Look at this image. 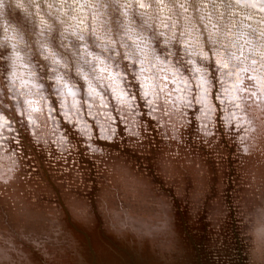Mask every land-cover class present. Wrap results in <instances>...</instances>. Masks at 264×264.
Here are the masks:
<instances>
[{
    "label": "water",
    "instance_id": "water-1",
    "mask_svg": "<svg viewBox=\"0 0 264 264\" xmlns=\"http://www.w3.org/2000/svg\"><path fill=\"white\" fill-rule=\"evenodd\" d=\"M197 20L149 28L141 49L111 27L88 61L58 34L51 56L35 23L20 76L0 51V264H264V94L229 103L236 61L200 58L214 46ZM222 34L242 66L261 61L264 39L245 56Z\"/></svg>",
    "mask_w": 264,
    "mask_h": 264
},
{
    "label": "bare ground",
    "instance_id": "bare-ground-1",
    "mask_svg": "<svg viewBox=\"0 0 264 264\" xmlns=\"http://www.w3.org/2000/svg\"><path fill=\"white\" fill-rule=\"evenodd\" d=\"M10 1L11 0L5 3L0 0V12L6 16L5 21L8 22V25L14 26V28L15 26H18L15 28L17 30H14V32H19L20 29L19 33L25 34L23 35L25 36V40H28V36L32 31V25L36 23L37 28L40 29L39 31H36V34L39 36L42 35L41 38L44 42L46 41L44 46H48L47 48L51 56L54 55L52 51L55 49L54 37L58 34V37L60 38L59 34H63V32H67L66 34H63V38L66 36L68 40H72L73 43H61L64 46H75L77 40H79L77 46H83L84 49L81 48L80 52L77 53L83 56L85 61H88L86 59L89 58L90 54L91 56L95 54L91 42L93 35L103 34L105 36L106 33L105 39L108 40V43L106 42V44L112 42V39H108V36L111 33V28H109V30L105 28V32H103V20H97V18H101V16L97 14V12H99V10H97V0H78V2L77 0H20L19 3L24 4L22 5L23 8H13V11H9L11 8L10 5H8L10 4ZM13 2H15V0L11 2V6H14L12 4ZM85 2H87V4H85ZM117 2H119V10H121L119 16H123V20H127V8L131 10L133 4H136L135 0H125V2H123V0H117ZM131 2H133V4H131ZM145 3L154 5L164 17L167 15L174 16V14L178 16V20L172 24L178 30L182 27H185L187 29L186 31L191 29L189 32L190 34H192V28L198 21L197 19H199L201 23L203 22L205 26L209 28L206 30L209 32L210 36L217 38L222 32L226 41L228 40L232 45L240 47L245 56L246 54L244 50L246 48H254V46H252L253 44L256 46L264 39V11L261 10L264 8V3H259L258 0H247V3H245V0H241V4L239 5L231 3V0H164L162 4L155 3V0H145ZM252 3H255L256 6H250ZM109 4H111V2H109ZM180 5L181 9L179 10L178 7ZM103 6H105V0L101 2V8H103ZM171 6L174 9H172ZM25 7L26 14L21 11L25 10ZM187 9L192 10V13H189L190 17L186 16L187 12H185V10ZM89 10H91V20H89ZM115 12H117V10H115ZM167 12H169V14ZM195 13L197 14L195 15ZM101 14L107 16L103 10H101ZM113 14L114 11L112 10V15ZM133 19L135 20L133 26H129V28H121V30H125V34H119V36L132 39L133 42H137V48L141 49L144 48L143 45L149 40V35H153L150 32L147 34L145 32L146 28L143 30V26H137L143 25L137 17ZM20 21L27 22V26L23 30L18 25V22ZM87 22H89V24ZM105 22H107L105 26H109V20H107V18H105ZM210 22L216 25V27L212 28L209 26L208 24ZM123 24H125V22H123ZM49 26H53L54 30L50 29L51 27ZM60 26L63 28L61 32ZM113 28H115L114 30L117 32V27L113 25ZM139 28H141V30H139ZM131 29L133 32H131ZM170 31L172 30L166 27L165 32L169 33ZM172 32H170V34ZM141 35H146L148 38H143ZM81 36H83V40L79 39ZM9 37L10 34L9 36L5 35L6 39L5 42H3L5 48L2 50L0 49V51L7 56L8 54H11L10 60H8L11 69L3 64L2 67H4L6 74H9L11 77H13V74L18 76L23 73L27 74V70H29V67L26 66L28 62V54H24L25 50L23 46L18 48V45L23 44V42L21 43L14 40V43L11 44V48L7 49L6 45L9 42ZM13 38H15V36H13ZM89 42H91V45H88ZM11 51H13V53H11ZM4 55L2 56L4 57ZM25 55L27 61L25 60Z\"/></svg>",
    "mask_w": 264,
    "mask_h": 264
},
{
    "label": "snow or ice",
    "instance_id": "snow-or-ice-1",
    "mask_svg": "<svg viewBox=\"0 0 264 264\" xmlns=\"http://www.w3.org/2000/svg\"><path fill=\"white\" fill-rule=\"evenodd\" d=\"M78 2V0H77ZM164 0H155V3L162 4ZM259 3H264V0H258ZM135 3L138 5L139 8L144 9L145 11L151 7V4L145 3V0H135ZM231 3L234 4H241V0H231ZM245 3H247V0H245ZM250 6L255 7V3H252ZM264 11V8L261 9ZM215 27V25L213 26ZM94 31V30H93ZM79 39L83 40V36L79 37ZM207 41L211 43L214 47L209 48L208 52H211L212 55L209 56L208 52H202L200 55V58L202 60H209L213 61L215 63L216 69H229V61L235 60L236 63L232 64L231 70L229 71V75H235L236 80L233 83L232 91L239 93V95H233L232 98L229 100V103L233 104L236 108H240L241 104L237 103V100H243L245 104L248 103V98L257 96V91H260L262 94H264V71H261L264 69V54L261 55V61H257L255 59H252L251 64H248L246 67L242 66L247 61V57H243L242 55H237L234 52L229 51V45L222 43L219 39H213V36H209L207 38ZM218 45V46H217ZM234 47V45H233ZM228 52V60L226 61L224 59V52ZM239 51V49H238ZM190 63V62H189ZM259 63V68L252 67V65ZM197 73H200L199 80L200 83L197 85L198 89L202 90V93H197L195 100L197 103L202 104L203 107L201 109L202 112H204L205 116L208 115L209 112H211L213 109L209 106L207 103L208 97L210 95L209 88L211 86V81L209 80L207 73V70L202 67H198L195 70ZM244 74L243 76L241 74ZM255 73V75L253 74ZM196 79L197 77L194 75L193 77ZM245 80L251 82L250 84L245 83ZM141 87H146L144 84H141ZM150 87V86H148ZM89 93V95L94 100L96 95L99 93L97 92V89L95 87L89 86V89L85 90ZM163 87H160V92H163ZM226 91H228L226 89ZM69 95H73L71 90H69ZM246 94V95H245ZM157 95H159L157 93ZM150 92L145 91L143 93L142 99L145 101V103L149 106L150 111H155V108L152 107L154 104V101L149 98ZM122 104L123 103H129L130 100H134L135 96H132L129 98V100H124V97H120ZM219 99V97H217ZM75 101H73V106H75ZM190 104L191 101H188ZM35 110V109H34ZM233 115H235L233 113ZM206 127V125H205Z\"/></svg>",
    "mask_w": 264,
    "mask_h": 264
},
{
    "label": "rangeland",
    "instance_id": "rangeland-1",
    "mask_svg": "<svg viewBox=\"0 0 264 264\" xmlns=\"http://www.w3.org/2000/svg\"><path fill=\"white\" fill-rule=\"evenodd\" d=\"M2 1H4L6 3L9 0H2ZM12 1L13 0H11L9 2L10 4H8L11 7L9 9V11H13V8L14 9L15 8H20V9L23 8L22 5H24V4L23 3L20 4L19 3L20 0H15V2L12 3L14 6H11V2ZM101 2H103V0H97V10H99V12H97V14H99V16H101V18H97V20H103V32H105V28H107V30H109V28L113 27V25H114V26L117 27V33H118V35L119 34H125V30H121V28H129V26H133V24L135 23V20L133 18H135V17H137L139 19V21L143 24V25H137V26H143V30H144V28H146L145 32L147 34H148V32H150L149 31V28H152V27L153 28H156L157 26L159 27L160 31H164L165 32L166 27L167 28H170L171 30L173 28H175L172 23H174L176 20H178V18H177L178 16H176L175 14H174V16L173 15L172 16H168L167 15L166 17H164L157 10L158 8L154 7V5H151V7H149L145 11L144 9L139 8L137 6V4H133V2H131V4H133V8H131V10H129V8H127V20H123V16H119V12H121V10H119V2H117V0H105V6H103V8H101ZM109 2H111V4H109ZM123 2H125V0H123ZM85 4H87V2H85ZM171 8L174 9L172 6H171ZM114 9L117 10V12H115ZM178 9L179 10L181 9V5L178 7ZM101 10H103V12H105V14H107V16H103V14H101ZM112 10L114 11V14L113 15H112ZM21 11H22V13H25L26 12V7H25V10H21ZM185 12H187V15L186 16H189V13H192V10L191 9H187V10H185ZM167 13L169 14V12H167ZM5 17L6 16L4 14H1V12H0V49L1 50L3 49L2 48L4 46L3 42H5V39H6L5 38V35H8L9 36V34H10V37L8 39L9 42H10V39H12L13 36H15V38L17 39L16 40L17 42H19V40H22V41L28 43V40L27 39L25 40V36H23L25 34L19 33L20 32V29H19V32H14V30H17L15 28L18 27V26H15V28H14V26L8 25V22L5 21L6 20ZM25 17H29V16H25ZM113 17L115 19V22L113 24H111L110 21H111V19ZM90 18H91V10H89V20H91ZM105 18H107V20H109V26H105V24H107V22H105ZM123 22H125V24H123ZM26 23L27 22L20 21V22H18V25L23 30L27 26ZM87 23L89 24V22H87ZM167 23H169V24H167ZM90 24H91V22H90ZM60 25H61V22H60ZM208 25L211 26L212 28H215L216 27V25H215V27H213L214 24L212 22H210ZM204 26H205V24H204ZM49 27H51L50 29L54 30V27L53 26H49ZM205 28L206 29H209V28H207V26H205ZM61 30H63V28H61V26H60V32H61ZM139 30H141V28H139ZM21 32H23V31H21ZM131 32H133L132 29H131ZM66 33L67 32H63V34H66ZM63 34H59L60 38H63ZM41 37H42V35L39 36L38 34H36L34 40L37 41V43L43 42L42 43V46H44V44H45L46 41L44 42V40ZM141 37L148 38L146 35L145 36L144 35H141ZM150 37H152V36H150ZM63 40H64L63 42H68L69 41L66 36H65V38H63ZM9 42L6 45V48L7 49L8 48H11V44L12 43H9ZM78 43H79V40H77V43H76L75 46H70L69 45V46H65V47H69L70 50H71V48L77 47V49H79L77 52H80L81 48L84 49V47L83 46H79L78 47L77 46ZM20 46H23V48L25 50L24 43L23 44H19L18 45V48H20ZM46 47H48V46H46ZM11 53H13V51H11ZM24 54H28L27 51H25ZM30 55H32V54H30ZM8 56L9 57H5V58L3 57L5 60H4V62L2 64L3 65H7V67L9 69H11L10 68V65L8 63V60H10L11 54H8ZM90 56H91V54H90ZM25 60H27L26 55H25ZM31 66L33 67V65H31Z\"/></svg>",
    "mask_w": 264,
    "mask_h": 264
}]
</instances>
